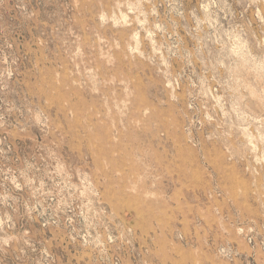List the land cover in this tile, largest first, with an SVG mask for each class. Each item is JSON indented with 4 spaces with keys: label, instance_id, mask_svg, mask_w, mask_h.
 Instances as JSON below:
<instances>
[{
    "label": "rangeland",
    "instance_id": "1",
    "mask_svg": "<svg viewBox=\"0 0 264 264\" xmlns=\"http://www.w3.org/2000/svg\"><path fill=\"white\" fill-rule=\"evenodd\" d=\"M0 264H264V0H0Z\"/></svg>",
    "mask_w": 264,
    "mask_h": 264
}]
</instances>
